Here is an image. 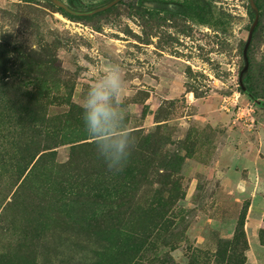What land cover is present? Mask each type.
I'll return each mask as SVG.
<instances>
[{"label":"rangeland","instance_id":"rangeland-1","mask_svg":"<svg viewBox=\"0 0 264 264\" xmlns=\"http://www.w3.org/2000/svg\"><path fill=\"white\" fill-rule=\"evenodd\" d=\"M1 57L55 164L93 142L82 98L110 63L151 153L37 228L1 213L0 264H264V0H0Z\"/></svg>","mask_w":264,"mask_h":264},{"label":"trees","instance_id":"trees-1","mask_svg":"<svg viewBox=\"0 0 264 264\" xmlns=\"http://www.w3.org/2000/svg\"><path fill=\"white\" fill-rule=\"evenodd\" d=\"M5 66L6 60L1 57L0 83L8 80L2 74L6 72ZM40 96L29 93V103L16 106L9 104L12 100L8 91H0V214L11 212L12 218L19 215L30 219L34 221L33 228L44 224L57 202L85 204L93 193V197H102L110 186L108 182L113 183L119 174L108 169L94 142L79 143L85 140L71 147L65 164H55L50 143L53 135L40 137L45 132L43 127L52 121L45 108L36 103ZM148 143L145 139L137 141L121 173L145 165L151 153Z\"/></svg>","mask_w":264,"mask_h":264},{"label":"clouds","instance_id":"clouds-1","mask_svg":"<svg viewBox=\"0 0 264 264\" xmlns=\"http://www.w3.org/2000/svg\"><path fill=\"white\" fill-rule=\"evenodd\" d=\"M124 69L110 63L95 73L82 98L85 131L109 170L120 171L137 147L134 131L127 123L123 92Z\"/></svg>","mask_w":264,"mask_h":264},{"label":"water","instance_id":"water-1","mask_svg":"<svg viewBox=\"0 0 264 264\" xmlns=\"http://www.w3.org/2000/svg\"><path fill=\"white\" fill-rule=\"evenodd\" d=\"M116 1H118V0H116ZM58 4L61 6V7H63V8H65L62 4H60L59 2H58Z\"/></svg>","mask_w":264,"mask_h":264}]
</instances>
